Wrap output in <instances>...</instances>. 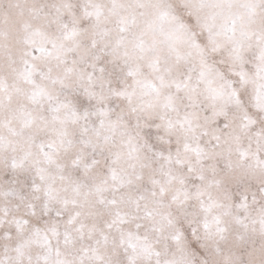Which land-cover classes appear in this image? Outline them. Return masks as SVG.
<instances>
[{"label": "snow or ice", "instance_id": "6c2138e0", "mask_svg": "<svg viewBox=\"0 0 264 264\" xmlns=\"http://www.w3.org/2000/svg\"><path fill=\"white\" fill-rule=\"evenodd\" d=\"M0 264H264V0H0Z\"/></svg>", "mask_w": 264, "mask_h": 264}]
</instances>
